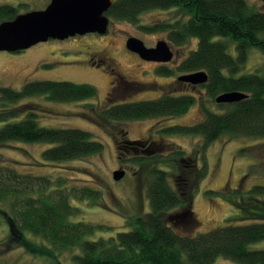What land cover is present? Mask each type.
Returning a JSON list of instances; mask_svg holds the SVG:
<instances>
[{"label":"trees","instance_id":"trees-1","mask_svg":"<svg viewBox=\"0 0 264 264\" xmlns=\"http://www.w3.org/2000/svg\"><path fill=\"white\" fill-rule=\"evenodd\" d=\"M25 5L0 4V22L14 18ZM154 8L173 9L177 17L144 28L163 27L175 46L195 40L179 70H204L208 79L201 86L212 99L233 90L247 94L236 102L217 103L219 111L202 103L203 117L198 123L170 125L163 130L201 135L202 152L223 134L259 138L262 142L254 146L264 154V60L259 71L237 75L250 48H259L264 55V8L257 9L247 0H113L106 14L135 22L143 11ZM159 70L166 74L165 69ZM97 95L94 85L69 80H28L19 89L0 86V146L10 141L50 143L42 151L43 161L100 152L103 143L93 139L88 130L39 126L37 110L30 107L36 101L18 103L28 96L66 102L91 100ZM194 102L193 94L171 93L154 100L113 103L100 110L92 107L87 119L105 124L110 120L178 115ZM132 143L123 142L119 148L131 149L135 157L136 144ZM169 153L166 158L171 157L170 169H150L147 195L151 211L131 220L128 230L97 238L89 236L107 226L74 219L78 207L70 201V189L54 187L49 177L21 172L0 154V228L6 229L0 249L38 244L39 253L45 255L73 250L71 264H213L218 256L237 264H264V248L249 247L264 239V199L245 208L247 213L240 219L248 222L228 223L196 234L180 231L178 218L170 219L174 213L167 211L183 207L190 212L197 183L207 171L204 164L197 165L196 159L185 157L183 149ZM251 190L264 193V185H254ZM79 193L97 203L96 189L84 187ZM43 258L55 264L47 256Z\"/></svg>","mask_w":264,"mask_h":264},{"label":"rangeland","instance_id":"rangeland-1","mask_svg":"<svg viewBox=\"0 0 264 264\" xmlns=\"http://www.w3.org/2000/svg\"><path fill=\"white\" fill-rule=\"evenodd\" d=\"M49 1L0 0V4L26 3L19 9L21 13L43 9ZM247 1L257 9L264 8L263 0ZM108 17L110 23L104 34L86 33L65 39L49 38L24 50L0 51V86L19 89L28 80H69L94 85L98 95L91 100L65 102L48 100L44 96H28L19 99L18 103L36 101L30 107L37 110L39 126L88 130L93 139L103 143L102 150L73 159L43 161L42 151L51 146L50 143L10 141L0 146L2 159L21 172L49 177L53 186L55 184L64 190L70 189V201L78 207L74 219L107 226V229H97L90 238L128 230L131 220L149 213L151 207L147 185L151 180L150 169H170L171 157H166L170 151L181 149L184 150L185 157L196 159L197 165L204 164L207 172L197 183L190 212L183 207L167 211L168 214L178 215L176 217L180 231L196 234L228 223L248 222L240 219L247 213L245 208L257 203L256 200L264 199V193L255 194L251 190L254 185H264V154L258 152L259 146H254L262 142V139L223 134L210 142L202 152L201 135L166 133L163 130L170 125L187 126L198 123L203 117L202 103L213 111L220 110L215 99L206 94L202 83L192 84L177 79L179 75L188 73L179 70V64L195 46V40L189 45L175 46L167 39V31L163 27L144 28V25L171 21L177 17V13L173 9L154 8L143 11L135 22L116 19L110 15ZM129 36L140 38L146 46H154L157 40L164 39L174 52L173 57L168 62L159 63L141 59L125 47ZM230 51L235 55L232 49ZM91 56L95 60L101 58L100 66L94 67L87 62ZM263 60L264 55L259 48H250L237 75L259 71ZM161 68L166 70V74L160 73ZM115 77L123 80L119 84H113ZM111 89L112 94L109 96L112 99L108 100L107 92ZM162 91L166 94H193L195 102L178 115L110 120L105 124L87 119V112L92 107L100 110L113 103L154 100L165 95ZM123 130L126 132L123 133ZM138 139L154 140L157 144L166 143V152L141 153L135 160L131 149L124 151L119 148L123 142ZM242 148L245 149L241 151ZM119 165L125 170V174L121 179L115 180L113 171L120 169ZM169 177L173 185V175L170 174ZM84 187L96 189L97 203L92 202L89 196L81 197L79 191ZM5 232L6 229L1 227L0 238ZM39 246L17 245L8 250L0 249V264H49L43 256H47L55 264H71L73 250L45 255L39 253ZM249 247L264 248V239L251 243ZM213 264L237 263L218 256Z\"/></svg>","mask_w":264,"mask_h":264},{"label":"water","instance_id":"water-1","mask_svg":"<svg viewBox=\"0 0 264 264\" xmlns=\"http://www.w3.org/2000/svg\"><path fill=\"white\" fill-rule=\"evenodd\" d=\"M112 3L113 0H50L43 9L18 13L14 18L0 22V51L24 50L49 38L65 39L86 33L104 34L110 23L106 13ZM125 47L148 61L168 62L174 54L164 39L157 40L154 46H146L140 38L129 36ZM177 79L203 84L208 75L204 70H198L181 74ZM245 97L246 93L233 90L218 94L215 102L231 103ZM124 174V169H116L113 178L119 180Z\"/></svg>","mask_w":264,"mask_h":264},{"label":"flooded vegetation","instance_id":"flooded-vegetation-1","mask_svg":"<svg viewBox=\"0 0 264 264\" xmlns=\"http://www.w3.org/2000/svg\"><path fill=\"white\" fill-rule=\"evenodd\" d=\"M138 55V54H137ZM99 61V62H98ZM87 62H89L90 65H93L94 67L95 66H100L101 64V58H97L96 60L94 59L93 56H91L90 58L88 57L87 59ZM153 62H156V61H153ZM156 63H159V62H156ZM123 80V79H121ZM121 80L119 79H116L115 77V80H113V84H119L121 83ZM125 80V79H124ZM126 82L129 81V80H125ZM135 84L137 85H140V86H143L141 83H139L138 81H134ZM112 90L111 91H108L107 92V95L109 96L110 94H112ZM163 94L166 95V93L164 91H162ZM166 128V127H164ZM163 129V128H162ZM141 141V142H140ZM135 144H136V153H135V157L137 158L138 155H141V153H149L151 151H159L158 153H162L163 151L166 152V143H159L157 144L158 142L152 140V141H144V140H141V139H138L136 141H134ZM151 142V143H150ZM161 150V151H160ZM120 166V165H119ZM121 167V166H120ZM119 167V168H120ZM122 168V167H121Z\"/></svg>","mask_w":264,"mask_h":264}]
</instances>
